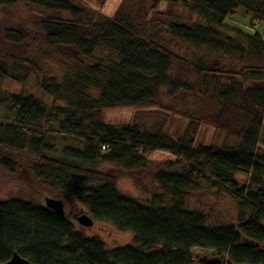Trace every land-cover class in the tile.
Here are the masks:
<instances>
[{"label": "trees", "instance_id": "trees-1", "mask_svg": "<svg viewBox=\"0 0 264 264\" xmlns=\"http://www.w3.org/2000/svg\"><path fill=\"white\" fill-rule=\"evenodd\" d=\"M9 1L0 0V5ZM28 2L67 14L66 19H36L35 26L46 48H70L79 58L61 80L52 77L39 84L49 105L32 95L14 97L12 121L0 122V168L14 174L23 164L18 159H25L32 177L56 192L64 206L78 201L93 221L130 232L133 244L107 250L98 237L75 230L66 212L58 217L42 205L0 199V264L14 253L29 264H200L192 255L196 248L225 256L226 264H264V86L246 84L259 79L261 71H221L202 57L186 62L145 35V18L136 27L119 10L108 18L72 0ZM149 2L151 15H169L158 10L161 2L180 3L199 19L188 25L174 16L166 27L176 41L197 51L235 56L239 62L264 64L263 38L224 24L241 6L251 14L250 24H262L264 32V0ZM2 38L15 44L23 40L13 30L4 31ZM98 49L107 59L85 64L83 59H91ZM171 62L187 66L197 92L211 91L218 105L206 117L183 114L189 123L177 138L166 126L173 109L160 105V93L165 88L173 96L189 89L168 78ZM32 71L36 65L27 59H0V80L23 83ZM150 107L158 110H145ZM117 108L138 111L124 126L105 123L104 112ZM199 122L222 133L224 143L217 147L195 140L191 124ZM50 123L58 134L81 140V150L46 155L42 134ZM154 152L171 159L152 175L156 193L146 203L122 195L116 175L97 169L112 164L125 171L144 170ZM238 174L247 177L243 185L235 180ZM203 183L235 203V223L208 225V215L186 208L188 192Z\"/></svg>", "mask_w": 264, "mask_h": 264}, {"label": "rangeland", "instance_id": "rangeland-1", "mask_svg": "<svg viewBox=\"0 0 264 264\" xmlns=\"http://www.w3.org/2000/svg\"><path fill=\"white\" fill-rule=\"evenodd\" d=\"M75 4L81 5L93 12L98 11L102 16L111 18L119 10L123 15H128L134 23L139 26L143 19L146 20L145 35L157 44L168 48L174 54L186 62L196 61L200 57L206 59L211 68L221 71L237 72L240 67L246 69L256 68L261 71L259 79L247 80L248 86H264L261 76L264 74V64L260 62H239L237 57L224 54H213L205 51H197L181 42L173 39L166 25L173 22L174 16H180L189 21V24L200 23L199 19L192 16L180 3L170 5L161 2L158 10L169 15L162 17L147 13L150 4L149 0H72ZM68 18L67 14L46 11L31 6L28 0H10L0 5V59L5 56H14L27 59L35 63L37 71H32L25 82L16 83L8 78L0 80V122H11L16 111L14 108V97L18 95H32L44 100L48 105L50 98L42 95L39 84L48 78L61 80L63 76L73 71L71 66L78 55L70 48H46L42 32L35 26V20L40 18ZM251 14L241 6H237L233 15L227 16L224 24L238 29L247 34L258 33L264 40L263 25L258 23L250 24ZM13 30L19 33L23 40L20 44L5 41L2 38L4 31ZM36 40H33V37ZM107 59V53L98 49L91 59H83L87 65L92 64L94 59ZM112 59V58H111ZM190 69L178 62H171L168 69V78L176 85H186L189 91L179 89L173 96L167 95V89L160 93V105L163 108H172L169 113L166 126L168 132L174 137L182 135L189 123L184 115L194 118L206 117L215 114L218 105L213 100L211 91L204 95L198 93L194 87V80L190 75ZM247 74V72H246ZM200 95V96H199ZM57 105H61L57 103ZM158 107H150L145 110H158ZM134 108H117L104 112V122L113 126H124L131 122ZM196 129L195 140L204 145L221 146L224 143V135L207 125L204 122L192 123ZM226 142V141H225ZM228 143V142H227ZM226 143V144H227ZM59 143H57L58 146ZM144 170L125 171L115 165H99L98 170L113 173L117 177L116 188L124 196L134 198L140 203H146L156 193L155 185L152 182V175L157 170L165 169V163L171 157L164 152H154L149 158ZM22 161L21 168L14 174H9L0 168V199H20L33 205H44V198L58 199L57 193L42 185L28 171V163ZM239 185L246 183L247 177L241 174L235 176ZM188 210H199L207 217L208 225H222L235 223L237 209L235 203L222 193L209 187L208 184H201L197 191H189L185 201ZM64 211L69 214V221L75 230L82 232L85 236L98 237L104 243L107 250L132 245L133 238L130 232H120L105 222H95L89 228H82L78 225L76 218L80 214H87L85 208L78 202L72 201L64 206ZM75 218V219H74ZM192 255L198 257L200 264L207 259L220 258L226 264L225 256H218L212 250L193 249Z\"/></svg>", "mask_w": 264, "mask_h": 264}, {"label": "crops", "instance_id": "crops-1", "mask_svg": "<svg viewBox=\"0 0 264 264\" xmlns=\"http://www.w3.org/2000/svg\"><path fill=\"white\" fill-rule=\"evenodd\" d=\"M50 124L45 125L46 132L42 134L46 155L51 157H56L65 151L81 150L82 148L81 140L67 135L58 134L56 132L55 125L52 123ZM57 143H59L58 146Z\"/></svg>", "mask_w": 264, "mask_h": 264}, {"label": "water", "instance_id": "water-1", "mask_svg": "<svg viewBox=\"0 0 264 264\" xmlns=\"http://www.w3.org/2000/svg\"><path fill=\"white\" fill-rule=\"evenodd\" d=\"M44 208L54 213L58 217L65 215L64 203L58 199L44 198ZM76 221L82 228H89L93 224V220L86 214H80L77 216ZM2 264H29L19 254L14 253L12 257L5 263ZM204 264H224L220 258H210L205 261Z\"/></svg>", "mask_w": 264, "mask_h": 264}, {"label": "built area", "instance_id": "built-area-1", "mask_svg": "<svg viewBox=\"0 0 264 264\" xmlns=\"http://www.w3.org/2000/svg\"><path fill=\"white\" fill-rule=\"evenodd\" d=\"M106 147L105 146H102V149H105Z\"/></svg>", "mask_w": 264, "mask_h": 264}]
</instances>
